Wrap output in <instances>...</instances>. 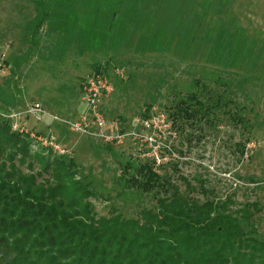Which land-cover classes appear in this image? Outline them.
Listing matches in <instances>:
<instances>
[{"label":"rangeland","instance_id":"obj_1","mask_svg":"<svg viewBox=\"0 0 264 264\" xmlns=\"http://www.w3.org/2000/svg\"><path fill=\"white\" fill-rule=\"evenodd\" d=\"M109 1L103 7L112 5L113 0ZM125 1L119 13L131 0ZM163 4L166 8V2ZM188 4L181 16L182 30L197 20ZM73 6L52 5L55 24L45 23L37 42H30L36 5L31 0H0V113L30 137L33 153L46 148L32 138L37 134L54 139L75 159L77 179L91 184L95 194L91 201L99 216L117 212L136 218L143 209H155L157 200L165 197L161 188L145 193L126 187L125 166L140 165L138 162H149L183 195L201 202L208 197H231L233 212L254 202L264 209V60L255 68H234L222 60L210 63L203 58L201 42L187 58L179 49L175 54L90 50L81 42L83 21L73 14ZM165 8H158L161 26L166 17L175 16ZM108 13V9L103 12L106 19ZM220 14L208 16L207 30L199 31L204 37L212 25L213 36L221 38L217 30L221 21L234 36L240 27L248 38L257 41L262 37L258 34L264 32V0H229ZM182 30L176 32L188 31ZM96 64L109 67L114 90L101 101L107 125L96 128L92 124L93 136L77 131L73 123L85 113L83 84L95 74ZM194 96L215 111L213 116L204 118L203 111L195 119L177 118L174 124L175 107L184 102L191 105ZM37 105L40 112L35 110ZM162 117L169 128L155 133L144 126L148 118L157 121ZM113 122L118 123V130L111 128ZM99 134L112 139L107 141ZM148 135H154L159 147L146 141ZM204 188L209 191L206 197ZM260 216L259 230L264 235V210Z\"/></svg>","mask_w":264,"mask_h":264},{"label":"trees","instance_id":"obj_2","mask_svg":"<svg viewBox=\"0 0 264 264\" xmlns=\"http://www.w3.org/2000/svg\"><path fill=\"white\" fill-rule=\"evenodd\" d=\"M227 1L131 0L119 13L125 0H113L104 7L109 0H31L37 14L29 41L37 42L45 23L55 24L52 5H75L71 10L77 18L82 17L84 48L141 54H175L179 49L187 58L201 42L207 62L222 60L234 68H255L264 60V32H259L262 37L257 41L249 37L254 43L240 27L232 35L223 21L217 23L221 38L213 36L211 23L208 36L199 32L207 30L208 16L219 15ZM91 4L93 8L88 6ZM154 4L177 19L166 17L161 26V13ZM187 4L197 20L182 30L181 16ZM105 9L110 13L108 19L103 14ZM192 29L195 31L189 33ZM106 66L96 64L95 74L108 77ZM190 101L191 105L184 102L175 107L174 124L177 118L195 119L203 111L204 118L213 116L215 111L197 97ZM138 163L125 166L126 187L145 193L161 188L165 197L157 200L155 209H143L136 218L117 212L99 216L91 201L95 196L91 184L77 179L75 159L46 148L33 153L30 137L14 130L11 120L0 113V264H264V235L258 224L264 209L259 203H246L233 212L231 197H208L201 202L183 195L149 162ZM182 180L193 189L185 178ZM202 193L209 195L206 188Z\"/></svg>","mask_w":264,"mask_h":264},{"label":"built area","instance_id":"obj_3","mask_svg":"<svg viewBox=\"0 0 264 264\" xmlns=\"http://www.w3.org/2000/svg\"><path fill=\"white\" fill-rule=\"evenodd\" d=\"M113 85L109 81L108 77L103 74H94L90 76L83 84V101L86 105V110L83 117L80 121L73 123V128L79 132H83L86 134H90L96 136L95 133H91V129L93 128L91 125L93 124L96 128L105 127L107 125V120L105 118V113L101 106L102 99L108 98L113 93ZM35 110L38 112L41 111L39 105L36 106ZM144 126L151 131H161L162 128H169L166 125V120L162 117V119H147L144 122ZM112 129L118 130V123H111ZM13 129L16 131H20L21 133H25L24 130L13 126ZM42 135H32V138H36L37 142H41V144L47 148H51L53 151L59 154H66V151L61 148L59 144H55L54 139L51 138H40ZM99 136H104L107 141L111 140L112 137H108L105 134H99ZM39 141H38V139ZM50 139V141H48ZM146 141L151 146H158L157 139L154 135H148L146 137ZM170 149V148H169Z\"/></svg>","mask_w":264,"mask_h":264}]
</instances>
